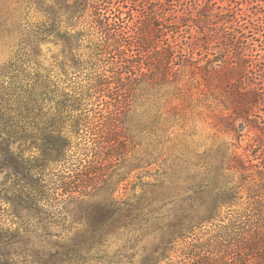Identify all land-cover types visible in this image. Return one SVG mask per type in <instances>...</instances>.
Listing matches in <instances>:
<instances>
[{
	"label": "trees",
	"instance_id": "trees-1",
	"mask_svg": "<svg viewBox=\"0 0 264 264\" xmlns=\"http://www.w3.org/2000/svg\"><path fill=\"white\" fill-rule=\"evenodd\" d=\"M125 1L65 0L71 30L85 25L100 34L92 53L94 82L72 94H59L60 89L47 75H41L38 67L31 68L29 63L37 42L55 32L57 10L45 0H13L6 8L0 7L5 9L0 15V38L13 34L6 16L27 15L32 5L45 13L54 29L24 28L13 58L6 68H0V170L13 175L0 180V204L10 206L0 208V264H132L138 243L154 232L159 234L157 244L148 251L142 248L139 264H226L227 251L241 250L235 239L234 245L226 239L230 236L228 227L244 216L231 209L240 199L236 195L223 199L215 193L210 206L201 205L196 203L198 194L175 187L173 174L169 173L147 191L126 199L115 196L124 178L119 173L107 175L105 169L110 163L108 151L117 150L121 142L98 135L107 118L93 105L100 97L108 99L106 105H112L116 91L138 76L159 73L164 79H173L180 70L187 69L191 77L198 75L205 85L229 84L238 89L233 93V115L227 124L234 129L237 119L246 121L259 132L257 148L264 154V121L249 119L253 108L264 106V38L249 37L264 32V0H129L130 4L138 1L144 11L153 13L148 24L152 28L156 22H172L195 30L187 55L176 50L174 39L149 49L148 40L142 39L136 46L124 37V31L118 33L114 26L122 19L116 12ZM173 2L178 6L175 21L171 13L156 12L158 5L171 7ZM255 8L258 10L253 11ZM243 17L246 22L241 23ZM67 36L65 42L71 53V65L67 67L80 72L84 63L89 64L76 59L75 51L82 46L81 34L77 31ZM151 38L157 37L152 34ZM51 108L53 113L46 117ZM91 112L94 118L89 116ZM65 117L71 118L72 134L89 139V149L94 150L78 163L69 161L68 151L73 145L58 131L59 121ZM17 142L21 148L15 151L13 144ZM33 149L39 153L37 156ZM123 153L120 150L114 156L119 158ZM59 166L68 170L60 173ZM254 166L260 173L264 159ZM50 169L57 173L50 176ZM254 185L252 182L245 188L248 219L264 209V194ZM222 208L226 210L220 216ZM2 216L10 217L17 226L3 225ZM224 220L230 224L218 227V234L206 245L193 243V250L172 257L178 251L176 242L190 238L195 227ZM254 220L248 222L258 228L255 223L260 218ZM53 226L60 227V231L53 232ZM120 234L125 235V241L108 255V238ZM249 243L245 249L249 250Z\"/></svg>",
	"mask_w": 264,
	"mask_h": 264
},
{
	"label": "rangeland",
	"instance_id": "rangeland-1",
	"mask_svg": "<svg viewBox=\"0 0 264 264\" xmlns=\"http://www.w3.org/2000/svg\"><path fill=\"white\" fill-rule=\"evenodd\" d=\"M10 1L13 0H0V7L6 8ZM64 2L65 0H45L47 5L57 10L58 23L53 34L43 36L37 42L34 48L35 54L31 52L29 63L31 68L38 67L41 75H47L51 84L60 89L59 94H72L89 88L94 82L92 53L96 51L95 46L99 42L100 34L85 25L71 30L67 24L68 10ZM114 2L116 3V0ZM123 3L124 7H120L116 12L120 13L122 20H119L114 27L118 28V33L124 31V37L133 45H139L142 39L148 40L151 42L150 49L174 39L176 50L181 55L190 52L195 30L172 22L168 24L156 22L155 27L152 28L151 25L148 26L152 12L144 11L138 1L130 4L127 0ZM1 8L0 15L5 11ZM177 9L178 6L173 2L171 7L158 5L156 12L160 15L171 13V19L175 21ZM256 10L258 8L253 9ZM138 13L140 17H136ZM6 18L13 34L10 38H0V68H6L13 58L19 33L24 28L36 30L50 27L45 13L40 12L36 5L31 6L27 15L14 14ZM244 22L246 19L241 23ZM54 29L52 28V31ZM77 31L81 34L82 46L75 51L76 59L79 62H89L88 65L83 64L84 69L80 72L67 67L71 65V53L65 42L68 38L67 34ZM152 34L157 37L155 40L151 38ZM262 35L264 32L249 37L263 40ZM204 53L203 50L202 55ZM136 78L127 81L121 90L116 91L113 96L115 100H111L112 105L105 104L108 100L105 97L98 98L99 101H95L93 105L96 111L107 118L98 135L104 136L107 141L121 142L117 150L108 151L107 162L110 163L105 169L107 175L119 173L124 178V181L118 184L114 195L126 199L133 193L147 191L150 185L164 181L165 175L169 173L173 174L174 186L187 189L189 194L193 192L198 194L199 200L197 199L196 203L201 205L210 206L215 193H219L223 199L236 195L240 199L235 201L231 209L244 216H241L235 225L231 224L228 227V236H230L226 239L232 245L236 243L233 242L235 239L241 244V250L227 251L226 264H248L247 259L250 264H264V209H260L258 215L250 217L255 220L260 218L255 223L258 228L249 224L250 219L245 210L248 201L245 188L249 183L253 182L254 188L264 194V169L258 173V168L254 166L264 159V154L257 148L259 132L251 128L246 121L237 119L234 122V129L227 124L229 116L233 115V93L238 89L229 84L217 87L213 83L205 85L198 75L191 77L187 69L180 70L173 79H164L159 73ZM242 86L243 84L240 87ZM53 111L54 108H51L46 117ZM88 114L90 117H95L92 112ZM251 114L249 119L258 123L263 122L264 106L253 108ZM59 123L58 131L60 130L64 139L73 145L68 151L69 161L78 163L93 153L94 150L89 149L91 148L89 139L72 134L71 118H62ZM33 131L34 134L38 132ZM20 145L19 142L13 144V149L16 151L21 148ZM33 150L34 155L37 156L39 153ZM120 150L124 153L119 158L114 156L115 152L118 153ZM58 169H61L60 173L68 170L61 166ZM49 172L50 176L57 173L56 170L51 169ZM4 177H13V175L11 171L0 170V180H4ZM11 179H7V184L11 183ZM0 208L9 209L10 206L2 203ZM225 210L226 208H222L220 216L225 214ZM1 222L8 227L17 226L8 216H2ZM228 224H230L228 220L201 223L192 231L190 238L176 242L178 251L172 253V257L193 250L191 245L193 243L206 245L210 238L218 234V227ZM52 230L59 232L60 227L53 226ZM125 238L123 234L110 236L105 244L108 255H112ZM158 238V232L143 237L136 247L137 253L132 264H139L143 254L142 248L151 250L157 244ZM247 242H250L249 250L245 249ZM160 264H165V261Z\"/></svg>",
	"mask_w": 264,
	"mask_h": 264
}]
</instances>
